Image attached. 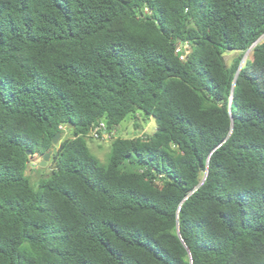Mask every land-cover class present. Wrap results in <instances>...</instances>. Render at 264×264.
<instances>
[{
	"label": "trees",
	"instance_id": "trees-1",
	"mask_svg": "<svg viewBox=\"0 0 264 264\" xmlns=\"http://www.w3.org/2000/svg\"><path fill=\"white\" fill-rule=\"evenodd\" d=\"M0 264H264V0H0Z\"/></svg>",
	"mask_w": 264,
	"mask_h": 264
},
{
	"label": "rangeland",
	"instance_id": "rangeland-1",
	"mask_svg": "<svg viewBox=\"0 0 264 264\" xmlns=\"http://www.w3.org/2000/svg\"><path fill=\"white\" fill-rule=\"evenodd\" d=\"M250 50L245 52V58L250 57ZM236 55V52H227L224 54V60L226 64H229L231 59ZM138 119L132 118L131 114H128L124 119L119 123L116 129L101 138H89L87 139V144L90 152L96 156L100 162L105 163L106 157L109 152V144L113 137L115 136H124L131 137L133 135H143L151 134L155 129V122L153 117L145 116L141 111L136 113ZM136 121L139 125L138 128H135L133 122ZM63 133L60 135L59 139L63 137H69L70 129L66 126H62ZM41 156H34L30 159L25 174L29 177L31 185L36 188L38 181L42 174L46 173L50 169V158L44 166L39 165Z\"/></svg>",
	"mask_w": 264,
	"mask_h": 264
},
{
	"label": "built area",
	"instance_id": "built-area-1",
	"mask_svg": "<svg viewBox=\"0 0 264 264\" xmlns=\"http://www.w3.org/2000/svg\"><path fill=\"white\" fill-rule=\"evenodd\" d=\"M175 51L179 54V58L183 59L185 56V53L187 51V44L186 43H178V45L176 46ZM105 125L103 122H99L98 124L94 125L88 135L91 136L92 138H101L105 135H107L108 133L106 132L105 129Z\"/></svg>",
	"mask_w": 264,
	"mask_h": 264
},
{
	"label": "water",
	"instance_id": "water-1",
	"mask_svg": "<svg viewBox=\"0 0 264 264\" xmlns=\"http://www.w3.org/2000/svg\"><path fill=\"white\" fill-rule=\"evenodd\" d=\"M259 40V39H258ZM257 40V41H258ZM256 42V41H255ZM251 49V47L248 49V50H250ZM247 50V51H248ZM245 56V55H244ZM243 56V58H242V61H243V59L245 58ZM241 61V62H242ZM241 62H240V64H241ZM59 137H60V132H56L55 133V135L53 136V138H52V144L53 145H56L57 143H58V140H59ZM53 152V148H50L47 152H45V153H43L42 155H41V159H40V161H39V165L40 166H44L45 164H46V162L49 160V158H50V156H51V153ZM47 175H45V177H46ZM177 235L180 237V235H179V231H178V228H177Z\"/></svg>",
	"mask_w": 264,
	"mask_h": 264
}]
</instances>
